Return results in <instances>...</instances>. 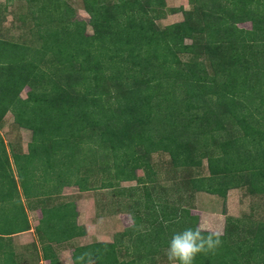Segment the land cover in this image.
I'll return each mask as SVG.
<instances>
[{"label": "trees", "instance_id": "obj_1", "mask_svg": "<svg viewBox=\"0 0 264 264\" xmlns=\"http://www.w3.org/2000/svg\"><path fill=\"white\" fill-rule=\"evenodd\" d=\"M23 1L38 45L0 37V123L10 112L32 133L25 154L10 149L23 198L50 195L51 182L59 194L71 186L109 190L133 223L110 243L75 248L74 264L86 252L94 264H155L174 232L197 228L196 194H264V0H188L189 10L167 8L165 0H82L91 35L67 1ZM177 12L180 22L156 26ZM0 144V201L25 221L9 230L0 224V264H17L4 236L30 226ZM160 152L174 177L204 161L207 175L160 187L151 166ZM130 182L136 187H121ZM65 206L42 208L34 231L48 243L72 229ZM224 216L220 246L194 264H264V222ZM49 251L48 264H60Z\"/></svg>", "mask_w": 264, "mask_h": 264}, {"label": "rangeland", "instance_id": "obj_2", "mask_svg": "<svg viewBox=\"0 0 264 264\" xmlns=\"http://www.w3.org/2000/svg\"><path fill=\"white\" fill-rule=\"evenodd\" d=\"M67 4L70 5L76 14V18L79 21H83L86 24L85 32L88 35L92 34L91 27L87 26L89 16L83 9L82 0H65ZM165 5L170 9H179L189 10L190 6L188 5V0H165ZM27 3L23 0H0V37L19 43H26L27 45H38V39L31 34L33 30L31 20L29 17V12ZM24 20V21H23ZM182 20V13H168L163 18L156 20L155 24L159 29L164 28L167 25L172 23H177ZM240 28L250 29L249 23H244L239 25ZM32 29V30H31ZM185 43H191L190 40H186ZM183 60H187V57H182ZM27 89H24L20 93V97L22 99L26 98ZM32 133L27 130L20 128L15 122L12 113H7L3 120L0 123V140L3 142L4 146L9 150L13 146L15 148L16 144L19 143L23 147L26 148L28 141H30ZM21 147V148H22ZM4 151L0 144V159L4 161ZM8 160L11 161V169L16 176V169L14 165H16V159L13 153L7 152ZM23 163L21 161L18 162V167H23ZM39 166V162H36V167ZM151 166L153 171L155 172L156 185H160V187H165V189H178L180 187L181 179L184 180L188 177H194L197 175H207L206 163L203 162L201 168L198 169H188L180 172V174L174 173V169L169 163V157L165 153H155L151 158ZM41 168L39 172H41ZM23 173V172H22ZM179 173V172H178ZM37 174V173H36ZM54 175L59 176V173L56 172ZM138 176H142V172H137ZM23 179H26V175L24 174ZM27 179H31L28 177ZM36 180V179H35ZM56 180V179H55ZM21 183V182H20ZM23 183V182H22ZM55 184V183H54ZM125 184V185H124ZM124 187H136L137 183L130 182L124 183ZM31 190V186L29 185V191ZM77 190V189H76ZM70 192L75 191V189L69 190ZM109 193V194H108ZM111 195L110 192H104L102 200H106L107 196ZM173 195V194H172ZM1 196V195H0ZM111 198L113 196L111 195ZM110 197L106 200L107 203ZM112 200V199H111ZM110 200V201H111ZM3 201V200H2ZM0 201V224L3 229H12L20 227L23 224L22 219L14 218V211H12V205H6V203ZM197 208L199 212H222V215L225 219V215L232 217H248L253 222L259 223L264 222V194L259 196H251L247 194L245 189H232L227 192L226 198L222 199L218 196H213L205 193H198ZM8 203V202H7ZM106 204V203H105ZM104 204V205H105ZM184 205V206H183ZM9 206V207H8ZM181 206L185 207V204H181ZM226 206L228 210L226 209ZM57 207V205H56ZM66 208L69 207L67 204ZM193 207V206H192ZM62 207L60 206L59 209ZM110 208V206H108ZM197 208L191 209L192 215L196 216L199 220V225L197 227L199 229H209L208 226L203 225L204 221H206V215L204 213H200L196 210ZM58 209V210H59ZM62 210H64L62 208ZM227 210V211H226ZM202 216V220H200L199 216ZM215 221L214 224H216ZM214 227V225L212 226ZM211 229V228H210ZM206 231V230H204ZM2 256V255H1ZM0 256V257H1ZM4 259V254L0 258L2 261ZM155 264H169L165 253H162L155 258Z\"/></svg>", "mask_w": 264, "mask_h": 264}, {"label": "crops", "instance_id": "obj_3", "mask_svg": "<svg viewBox=\"0 0 264 264\" xmlns=\"http://www.w3.org/2000/svg\"><path fill=\"white\" fill-rule=\"evenodd\" d=\"M30 138L31 139L28 141L27 145L31 143L32 136ZM27 145L26 148L23 149L21 144L19 145V143H17L16 147H19V151L22 154H25L27 152ZM13 148L15 147L13 146ZM6 151L10 152V149L8 150L6 148ZM12 174L16 181V188L23 206L24 217L30 226V229L27 231L4 236L9 240V247L15 255L14 258L17 264H48L49 262L43 258V249L50 250L48 253H54L55 258L60 264H74L71 253H73L75 248L93 243H110L113 241L115 235L122 233L133 226L132 220L127 211L117 207L115 201L111 203V195H109L110 199L108 203L106 201L109 198L108 196L106 200H102L104 192H110L109 190L79 191L77 187L71 186L62 188L59 194L57 192L58 190H55L54 192L50 190V188H52L51 182L49 189L48 187L44 189L45 192H51L50 195H42L39 191H37V193L32 192L29 200H26L23 198L15 174ZM123 184L124 183L121 184V187H124L125 184ZM5 187L7 188V186ZM72 189H75V191L70 192L69 190ZM34 191L36 190L34 189ZM197 199L198 194L195 195L194 199L195 208H197ZM59 204L71 205V207L69 206L66 210V220L70 217L69 221L72 229L65 232V235L63 236L56 237V235H54L53 238L57 239L59 242L48 243L45 234L40 236V234H36L34 229L42 225L40 223L42 220V208L53 207ZM108 206H110V208H108ZM226 209L228 210L227 206ZM194 211L199 212L198 208ZM200 213L206 215V221H204L203 225L208 226L209 228L200 230H206L204 232L218 234L219 236L223 234L225 219L222 212L221 214L217 212H199L198 214ZM74 215H76L75 219ZM198 216L200 220L203 221L202 216ZM215 221H217L216 224H214ZM213 225L214 227H212ZM74 227L84 230V234L78 237L73 236ZM47 233H49V231Z\"/></svg>", "mask_w": 264, "mask_h": 264}, {"label": "clouds", "instance_id": "obj_4", "mask_svg": "<svg viewBox=\"0 0 264 264\" xmlns=\"http://www.w3.org/2000/svg\"><path fill=\"white\" fill-rule=\"evenodd\" d=\"M221 244L218 234H205L197 228L176 231L168 241L165 255L169 264H194L200 254L214 252ZM80 264H94L92 253H82Z\"/></svg>", "mask_w": 264, "mask_h": 264}]
</instances>
